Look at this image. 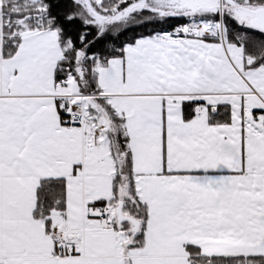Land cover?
<instances>
[{
    "label": "snow or ice",
    "instance_id": "1",
    "mask_svg": "<svg viewBox=\"0 0 264 264\" xmlns=\"http://www.w3.org/2000/svg\"><path fill=\"white\" fill-rule=\"evenodd\" d=\"M0 264H264V0H0Z\"/></svg>",
    "mask_w": 264,
    "mask_h": 264
}]
</instances>
